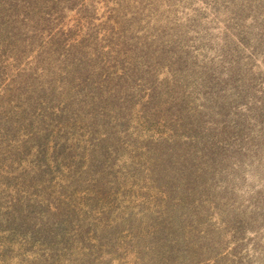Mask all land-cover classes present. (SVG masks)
Masks as SVG:
<instances>
[{
    "label": "rangeland",
    "instance_id": "374dc122",
    "mask_svg": "<svg viewBox=\"0 0 264 264\" xmlns=\"http://www.w3.org/2000/svg\"><path fill=\"white\" fill-rule=\"evenodd\" d=\"M0 264H264V0H0Z\"/></svg>",
    "mask_w": 264,
    "mask_h": 264
}]
</instances>
